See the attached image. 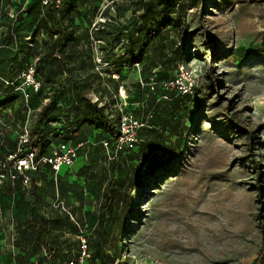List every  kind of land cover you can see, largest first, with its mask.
<instances>
[{
    "label": "rangeland",
    "instance_id": "rangeland-1",
    "mask_svg": "<svg viewBox=\"0 0 264 264\" xmlns=\"http://www.w3.org/2000/svg\"><path fill=\"white\" fill-rule=\"evenodd\" d=\"M150 1L78 0L79 44L49 56L58 36L55 25L39 27L45 8L35 1L27 15L32 0H0V160L17 149L28 114L29 129L59 96L68 74L60 76V61L81 73L72 74L70 87L111 117L156 109L137 146L116 153L99 142L106 135L96 123L82 121L88 137L76 128L65 135L82 142L75 162L56 182L39 172L33 204L29 188L0 187V264H67L78 256L80 230L90 243L87 264H264V254L257 258L264 250V0H199L193 7L183 0L167 25L159 0L150 12L142 8ZM15 19L22 22L18 35L5 44ZM92 24L107 62L101 74L92 62ZM132 41L141 61L127 51ZM23 58L43 86L30 113L22 92L4 80L20 81ZM180 65L194 79L191 92L171 89L168 100L156 101L164 93L146 79H172ZM77 104L69 118L75 127L93 111ZM27 216L46 221L44 236L26 228Z\"/></svg>",
    "mask_w": 264,
    "mask_h": 264
},
{
    "label": "trees",
    "instance_id": "trees-1",
    "mask_svg": "<svg viewBox=\"0 0 264 264\" xmlns=\"http://www.w3.org/2000/svg\"><path fill=\"white\" fill-rule=\"evenodd\" d=\"M35 1H37L42 7L45 8V11H44L45 15H44L43 19L39 20V23H38L39 27H41L45 32H48L49 30H52L51 27L55 25V28H53L55 30V32L52 33V36L57 35L58 38H55L53 40V43L50 44L51 49L48 52V55L50 56V55H53V53H55L56 51H59V50L61 51L65 47V45H67L69 42H73L74 40H76V37H75L76 27H74L75 25H73V11L76 10V4H77L78 0H65L64 4L60 8H55L53 5H42L41 0H32V2L29 3L25 8L26 9L25 13L27 15L31 14L30 11H31L32 7L34 6ZM181 1H183V0H159V5L162 8H164V10L167 11V14L163 18L164 25L170 24V22H172V20L169 18L168 13L174 11V8L177 5V3L181 2ZM188 1H189L190 7L195 6L199 2V0H188ZM152 3H153V0L150 1L149 4L145 5L142 8L145 11L150 12V9L152 7ZM20 14L21 15H19L18 20L23 21L24 20V18H22L23 14L22 13H20ZM34 20L36 21L37 17L34 18ZM60 21L64 23L62 26H60L61 25L59 23ZM16 22H17V19H15L11 23V25L8 26V29L6 30V34L3 37L5 44H9L18 35V32H19L18 26L22 22L19 23V25H16ZM56 23H59V24H56ZM96 31H94L95 37L97 39L101 40L102 44H103L102 38H100L97 35L98 33ZM148 34L150 36L155 35L152 31L151 32L149 31ZM128 45L129 46L127 48V51L129 53V55L132 56V61H134V62L135 61H141L140 60V54L142 53V50L138 51L139 53H137L136 52V50H137L136 44L133 41L129 42ZM101 47L103 48V45ZM40 59L41 58H39V60ZM41 60H43V59H41ZM25 61H29V60L27 58H23L22 61L20 62L22 68H23ZM126 61H128V63H130L129 58H127ZM60 62L62 63V67L59 68V70H57V71H59L60 76L63 73H68L67 74L68 76L67 75L65 76V78L66 79L68 78V80L65 79L64 83L60 84V86L57 87V89H58L57 91L59 93L58 94L59 96H55V95L53 96L52 95L51 100L48 102L49 105L43 106L42 109L38 111V114H37L34 122L29 127L30 138H29V142L27 144H25L26 147L31 146L33 148H36L38 154H40V153L48 154L50 152V150L47 147L50 145V140L55 141V139H57L59 136H63V137H59L58 142L65 141V142H70L71 144L72 143L78 144V143L70 141L69 139H67V137H65V135H68V134L70 135L73 128L79 129V128H77L78 124H76V127H75L72 124H70V121H69V118L74 114L72 111V105L78 106V104H77L78 101L80 102V104L83 103L84 105H86V107L93 109V111L96 113V115H95L94 112L90 110L91 112L87 116L83 115L82 121L83 122L86 121L89 124L96 123L95 127L99 128L102 131V133L106 135V137L104 139L107 140L108 143H110L112 146L113 141L119 135L118 120H119L120 116L118 115L117 118L115 119V118L111 117L112 115H110V113L103 111V108H102L103 106L99 107L97 104L94 105L93 104L94 102H91L89 99H87V100L83 99V96L80 95L79 89H76V91H75L73 88L70 87V85H72V81L70 78H73L72 74L75 71L69 72L68 68H66L67 67L66 62H64V61H60ZM74 76H75V74H74ZM7 77H9V76L7 75ZM155 77L156 76H152V77L148 76V78L146 79V82L151 81L150 79H152V78L156 82L165 81V80H156ZM4 80H7V79L4 78ZM155 87H159L161 89L160 85H158V84H155ZM42 88H43V86H42V82H41V88L36 93H30L29 94L30 97L28 99V102H29L28 105L30 108H32L34 106L33 104H31V99L33 97L32 95L37 94L38 92H41ZM166 92H169V91L167 90L163 93H166ZM180 96H182V95H180ZM154 109H155V106H154ZM155 112H156V109L154 111V115H155ZM151 120H153V118ZM52 121H54V124L56 122L58 124V126H53ZM59 123H60V125H59ZM144 127H146V126H144ZM144 127H142L141 129H143ZM49 136H51V137H49ZM100 137L101 136H96L97 139H99ZM103 140H101V141H103ZM101 141H99V142H101ZM80 143H82V142H80ZM137 144L134 147H136ZM79 148H78V151H79ZM126 149H128V148H126ZM16 150L13 149V151L7 153V155L10 153H14ZM78 151H77V156H78ZM5 158H3V159H5ZM69 169H65V170H63V172H67ZM39 172H43L47 178H49L51 181L56 182L58 180L57 174L61 171H58L56 173V176H55L56 179H55L53 177V171L51 169V166L49 164H43L42 163L38 166L37 171L31 174V182L28 186L22 185V181L19 178L17 180H14V181H7V182H12V183L18 184V186H20L22 190L29 188L31 191L30 195H32L31 204H33L35 202L34 192L36 189V180H37L36 177L39 174ZM7 182L5 184H7ZM5 184L1 185L0 187L4 186ZM24 223H25L26 228H28L30 230L33 229L36 232H38L39 234L42 233L43 236L47 230L46 229V221L43 220L42 218L39 220L37 218H32V217L27 216L24 220ZM262 227H263V224H262ZM78 243H79V240H78ZM86 243H87V248L89 251L90 243L88 242V240H86ZM79 249H80V243L78 245V252H79ZM263 254H264V250L261 249L258 253L257 258L261 259L263 257ZM67 260L69 262L71 260V258H67Z\"/></svg>",
    "mask_w": 264,
    "mask_h": 264
},
{
    "label": "built area",
    "instance_id": "built-area-1",
    "mask_svg": "<svg viewBox=\"0 0 264 264\" xmlns=\"http://www.w3.org/2000/svg\"><path fill=\"white\" fill-rule=\"evenodd\" d=\"M65 0H41L42 5H53L55 8H60L64 4ZM101 22H103L101 20ZM89 42L92 46L93 57L92 62L94 63V69L98 74H101L103 67L107 65L104 61V52L102 46V41L97 39L94 35L96 28L94 24L89 28ZM175 77L169 80L156 82L154 79L145 82L144 84L150 86L152 90L155 84L160 85L163 92L174 89L177 95L184 96L191 92L193 88L194 79L191 76V72L187 67L180 65L176 69ZM20 81L15 80H5L7 84L14 86L15 89L22 92L26 102L29 99L30 93H36L41 88V79L36 77V69L30 61H25L22 72L20 75ZM143 84V82H141ZM122 90L123 94L120 93ZM125 89L121 85L118 91L119 95H124ZM168 94L164 93L161 98H157L156 101L168 100ZM27 113H30L31 108L26 104ZM154 106L147 109L145 114L141 117H136L130 112L120 113L118 120L119 135L113 141L111 146L107 140L101 141L105 148L111 149L113 152L121 151V149H131L137 144L138 132L144 127L154 116ZM29 116V114H28ZM24 121L22 131L17 138V150L14 153H10L5 159L0 160V186L5 184L7 181H14L18 178L21 179L22 185L28 186L31 182V174L36 172L40 164H49L53 171V177L55 178L56 173L61 171L62 168L69 169L75 162L77 156L78 148L82 143L71 144L70 142L61 141L55 144V147L48 154H38L36 148L31 146L26 147L25 144L29 142L30 132L27 128V121ZM64 169V170H65ZM56 179V178H55ZM63 208V203L57 202ZM64 209V208H63ZM70 215V214H69ZM71 216V215H70ZM78 226V225H77ZM79 229L80 226H78ZM82 234L80 230V235L78 240L80 243V249L77 258L71 259L68 264H87L85 261L88 260L89 251L87 248L86 237Z\"/></svg>",
    "mask_w": 264,
    "mask_h": 264
},
{
    "label": "crops",
    "instance_id": "crops-1",
    "mask_svg": "<svg viewBox=\"0 0 264 264\" xmlns=\"http://www.w3.org/2000/svg\"><path fill=\"white\" fill-rule=\"evenodd\" d=\"M74 44H75V43H74ZM76 44H79L78 39H76ZM76 44H75V45H76ZM75 72L78 73L79 76H81V73H80L78 70H75ZM81 122H82V120H81V117H80V118H79V122H78V127H77V128H79V134H81V135H82V139H84L86 136L88 137V135H90V134H87V133L84 132V130H83V125L81 124ZM59 125H60V123H59ZM62 172H63V171H62Z\"/></svg>",
    "mask_w": 264,
    "mask_h": 264
}]
</instances>
